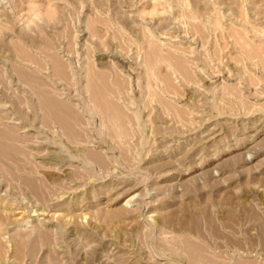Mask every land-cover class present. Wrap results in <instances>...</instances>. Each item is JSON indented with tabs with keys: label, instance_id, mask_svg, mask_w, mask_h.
Masks as SVG:
<instances>
[{
	"label": "rangeland",
	"instance_id": "rangeland-1",
	"mask_svg": "<svg viewBox=\"0 0 264 264\" xmlns=\"http://www.w3.org/2000/svg\"><path fill=\"white\" fill-rule=\"evenodd\" d=\"M3 45L0 264H264V0H0Z\"/></svg>",
	"mask_w": 264,
	"mask_h": 264
},
{
	"label": "bare ground",
	"instance_id": "bare-ground-1",
	"mask_svg": "<svg viewBox=\"0 0 264 264\" xmlns=\"http://www.w3.org/2000/svg\"><path fill=\"white\" fill-rule=\"evenodd\" d=\"M4 47H6V46H1L0 48H4ZM93 72H95V71H93ZM96 74V73H95ZM97 75V74H96ZM95 75V76H96ZM94 76V75H93ZM106 85V84H105ZM108 85V84H107ZM109 86V85H108ZM116 90H115V93H114V98L115 97H118V95H123V92H122V90H121V88H115ZM108 94H109V92H108ZM111 97V95H107V97ZM108 99V98H107ZM111 99V98H110ZM111 102H112V99L110 100ZM118 104V103H117ZM45 110H46V114H48V116H55V117H57V109H55L54 107H52V106H50V105H47V104H45ZM93 110V109H92ZM43 112V111H42Z\"/></svg>",
	"mask_w": 264,
	"mask_h": 264
},
{
	"label": "clouds",
	"instance_id": "clouds-1",
	"mask_svg": "<svg viewBox=\"0 0 264 264\" xmlns=\"http://www.w3.org/2000/svg\"><path fill=\"white\" fill-rule=\"evenodd\" d=\"M31 23V22H30Z\"/></svg>",
	"mask_w": 264,
	"mask_h": 264
}]
</instances>
